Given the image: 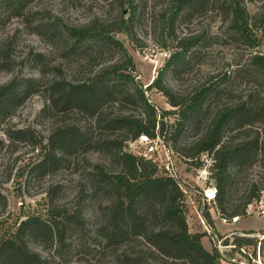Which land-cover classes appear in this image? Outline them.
<instances>
[{
	"label": "rangeland",
	"instance_id": "rangeland-1",
	"mask_svg": "<svg viewBox=\"0 0 264 264\" xmlns=\"http://www.w3.org/2000/svg\"><path fill=\"white\" fill-rule=\"evenodd\" d=\"M216 2L200 1L197 9L206 8L205 11L191 19L186 16L177 24L178 38L199 36L200 42L173 72H166L165 65L176 45L168 43L166 49L161 47L162 36L166 32L160 25L159 10L165 6L166 0L136 1L135 37L117 36L136 68L125 73L132 76V81L121 79L120 88H137L144 92L145 99L156 108L157 113L177 110L169 105L162 93L149 88L162 73L165 85L185 101L189 102L197 92L206 93L201 109L190 117L176 139L172 136L179 116L172 114L165 120L172 127L165 143L163 138L127 139L125 130L114 121L120 115L141 118L145 116V106L120 95L114 99L116 102L111 101L104 106L100 116L91 117L76 111L61 112L59 109L42 114L51 78L86 80L104 64L123 56L110 45L102 46L104 52L99 54L97 50L101 44L88 43L83 44L84 47L88 45L89 51L82 61L70 56L63 58L65 53L60 50L66 47V36L63 30L51 29L53 21L62 27L84 24L95 16L113 18L116 5L109 6L103 0H0V87L15 76L41 80L39 93L21 105L11 104L0 113V241L13 236L19 224L27 218L40 216L46 220L51 216V209L64 207L81 212V225L69 228L60 248L52 245L48 237L40 236L27 241L29 249L38 253L45 264H113L123 248L105 246L99 236V228L112 216L109 205H114L118 196L112 179L121 171L123 152L153 160L158 165L156 177L172 178L177 182L184 194L182 210L190 233L206 234L202 245L209 252L217 248L223 257L222 264H264L263 249H260L259 243L232 254L233 246H222V241L205 224L202 214L206 205L214 223L222 220L220 229L215 226L221 236L230 238V244L235 237H248L260 242L264 240V190L248 206L247 217L227 222L216 211L215 198L206 196L208 192H214V196L216 193L210 171L211 158L203 155V165L197 167L174 152L175 148L200 139L217 112L239 97L264 90L249 65L252 54H264V39L259 31L262 29L257 30L253 26L251 30L255 31L250 36L252 45L247 43L230 30L227 17L216 10ZM244 4L252 22L257 14L264 17V0H244ZM90 49L100 57L92 56ZM38 53L45 57L37 59L35 54ZM164 53L166 58L162 57ZM42 69L47 73L45 78L41 76ZM61 127L76 128L88 135L80 139L75 148L63 145L65 149L62 148L58 158L40 166L39 163L50 154L51 148L46 147L49 137ZM21 130L23 133H19ZM150 146L157 148L153 155H147ZM231 171L233 176L228 183L226 197L228 208L241 206L248 199L249 185L264 179L260 166L252 162L234 165ZM163 204L165 202L161 199L153 204L145 203L142 211L150 210L151 218L146 220L142 232L148 234L151 229L165 224L159 218ZM251 232L254 233L244 235ZM128 242L130 250L136 254L143 252L142 255L146 256L147 245L141 237H131ZM172 264L184 263L178 261Z\"/></svg>",
	"mask_w": 264,
	"mask_h": 264
},
{
	"label": "trees",
	"instance_id": "trees-1",
	"mask_svg": "<svg viewBox=\"0 0 264 264\" xmlns=\"http://www.w3.org/2000/svg\"><path fill=\"white\" fill-rule=\"evenodd\" d=\"M103 1L108 2L109 6L116 5V14L113 18L95 16L84 24H69L62 27L53 21L51 29L63 30L62 33L66 36V47L60 50L65 53L62 55L63 58L70 56L82 61L89 51L88 45L84 47L83 44L88 43H100L97 50L99 54L104 52L105 45H110L123 53V56L115 62L104 64L86 80H69L66 77L56 76L51 78L48 85L49 96L42 114H48L52 109H59L61 112L76 111L91 117L100 116L103 114L104 106L111 101L116 102L117 100L114 99L120 95L126 100H136L145 106V116L141 118L120 115L114 121L125 130L128 140L136 141L140 137L150 140L163 138L167 143V135L172 127H169L165 120L172 114L179 116L174 124L175 134L172 136L176 139L190 117L201 109L202 101L206 96L205 91L197 92L189 102L185 101L182 96L165 85L164 73H162L149 88L162 93L169 105L177 110L162 111L159 114L145 99L144 92L137 88L121 89L120 80L132 81V76L125 73L135 71L136 68L123 42L117 36L124 34L135 37L133 28L138 15L136 4L138 0ZM200 1L202 0H166L165 6L159 10L160 25L163 32H166L162 36L161 47L166 49L168 43L176 45L175 51L166 62V72L175 71L191 49L200 42L199 36L180 39L176 35V26L180 20L186 16L191 19L194 15L205 11L206 8L197 9ZM216 10L223 17H227L230 30H234L247 43L251 44L250 36L255 31L251 30L253 26L257 30L262 29L259 31L264 39V17L257 14L252 18L254 19L252 22L244 0H217ZM90 51L93 52L92 56L94 54L96 58L100 57L94 50L90 49ZM35 57L42 59L45 55L38 53ZM249 65L254 69L264 89V54L261 52L252 54ZM40 73L44 78L47 76L43 69ZM111 82L114 84H110ZM40 86L41 80L15 76L9 83L0 87V113L11 104L21 105L26 99L39 93ZM75 129L61 127L49 137L46 147L51 148L50 154L39 163L40 166H46L52 159L58 158L62 148L65 149L63 145L68 144L70 148H75L79 145V140L88 135ZM174 152L197 167L203 165L201 162L203 155L211 158L210 171L215 182L216 211L227 222L247 217L248 206L259 198L264 190V179L255 180L249 185L248 199L241 206L228 208L226 197L228 183L233 176L231 169L234 165L242 166L252 162L260 166L264 175V90L239 97L236 102L217 112L200 139L190 145L175 148ZM120 159L121 171L112 179L118 194L115 204L109 205L112 216L99 228V236L105 246L123 248V252L115 257L113 264H172L178 261L184 264H222L223 257L217 248L209 252L202 245V238L206 234L190 233L182 210L181 202L184 194L177 182L172 178L156 177L158 165L153 160L123 152ZM158 199L165 202L162 213L159 214V218L165 224L158 229H151L147 234L142 232V229L146 220L151 218V213L149 209L147 212L142 211V207L145 203L153 204ZM51 210L48 219H41L40 216L29 217L19 224L13 236L5 237L0 241V264H45L38 253L29 249L27 241L32 238L38 239L40 236L48 237L52 245L55 244L60 248L64 245L69 228L81 225L83 218L80 211H69L64 207ZM202 214L205 224L212 230V234L222 241V246H233L230 251L232 254L240 253L243 247L257 246L259 243L260 249H263L264 261V240L259 242L248 237H235L233 244H230V238L221 236L217 231L210 209L206 205ZM252 233L254 232L244 235ZM131 237H141L144 240L147 245L146 256L142 255L143 252L136 254L135 251L130 250L128 241Z\"/></svg>",
	"mask_w": 264,
	"mask_h": 264
},
{
	"label": "built area",
	"instance_id": "built-area-1",
	"mask_svg": "<svg viewBox=\"0 0 264 264\" xmlns=\"http://www.w3.org/2000/svg\"><path fill=\"white\" fill-rule=\"evenodd\" d=\"M162 57L163 58H166L167 57V54L166 53H164V54H162ZM145 138V137H144ZM147 139V138H146ZM155 149L157 150V148H155V147H153V146H150L149 148H147V151H148V153H147V155H153L154 153H155ZM214 199V198H213Z\"/></svg>",
	"mask_w": 264,
	"mask_h": 264
},
{
	"label": "bare ground",
	"instance_id": "bare-ground-1",
	"mask_svg": "<svg viewBox=\"0 0 264 264\" xmlns=\"http://www.w3.org/2000/svg\"><path fill=\"white\" fill-rule=\"evenodd\" d=\"M206 196H208V198L210 197L209 199H213V198L215 197V196H214V192H213V193H212V192H211V193L208 192V193L206 194Z\"/></svg>",
	"mask_w": 264,
	"mask_h": 264
},
{
	"label": "crops",
	"instance_id": "crops-1",
	"mask_svg": "<svg viewBox=\"0 0 264 264\" xmlns=\"http://www.w3.org/2000/svg\"><path fill=\"white\" fill-rule=\"evenodd\" d=\"M215 221H216V220H215ZM221 221H222V220H221ZM221 221H220V222H221ZM220 222L218 221V222L215 223L218 229H220V228H219V223H220ZM219 231H220V230H219Z\"/></svg>",
	"mask_w": 264,
	"mask_h": 264
}]
</instances>
